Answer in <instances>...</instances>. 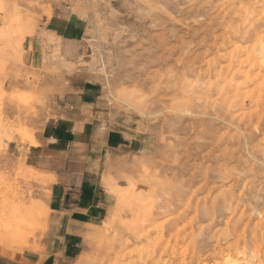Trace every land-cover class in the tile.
<instances>
[{
  "label": "rangeland",
  "instance_id": "374dc122",
  "mask_svg": "<svg viewBox=\"0 0 264 264\" xmlns=\"http://www.w3.org/2000/svg\"><path fill=\"white\" fill-rule=\"evenodd\" d=\"M60 8L75 43L43 30ZM257 41L264 0H0V255L39 251L48 224L54 181L24 126L69 117L85 83L96 140L134 143L101 161L104 217L76 264H264V67L233 70Z\"/></svg>",
  "mask_w": 264,
  "mask_h": 264
},
{
  "label": "crops",
  "instance_id": "0c3cea01",
  "mask_svg": "<svg viewBox=\"0 0 264 264\" xmlns=\"http://www.w3.org/2000/svg\"><path fill=\"white\" fill-rule=\"evenodd\" d=\"M43 30L62 43L72 44L82 38L83 26L76 15L60 8L44 20ZM90 92L85 83L80 85L69 117L49 116L37 127L24 126L33 141L26 162L54 181L46 199L48 224L39 251L13 252L12 257L1 254L0 264H76L82 251V233L104 217L105 190L98 180L101 161L105 153L125 151L134 142L118 129H109L96 140L93 121H84L82 115L84 100L91 101ZM120 159L126 157L114 153L107 157V165Z\"/></svg>",
  "mask_w": 264,
  "mask_h": 264
},
{
  "label": "bare ground",
  "instance_id": "6f19581e",
  "mask_svg": "<svg viewBox=\"0 0 264 264\" xmlns=\"http://www.w3.org/2000/svg\"><path fill=\"white\" fill-rule=\"evenodd\" d=\"M244 10V9H243ZM249 14V13H248ZM253 14V13H252ZM254 21V20H253ZM236 46V45H235ZM247 50H249V49H247ZM246 51V50H245ZM251 52H250V56L248 55V54H246V56H248L249 58L251 57L252 59H248V60H246V58L244 59V62L246 61V63H247V69L246 70H244V69H240V68H242L243 67V62H242V60L241 59H243V58H241L240 59V61L238 62V68L236 69V68H234L233 70L234 71H236L237 73H240V74H242V75H244V77L245 78H247L248 77V75H249V73H250V71H251V69H253V68H255V66H256V68H260L261 66H262V68L264 67V43L262 42V41H257L256 42V44H253L252 45V47H251V50H250ZM250 62H252L251 64H249ZM245 63V64H246ZM244 64V65H245ZM242 65V66H241ZM237 66V65H236ZM255 68V69H256ZM236 69V70H235ZM254 69V70H255ZM253 71V70H252ZM256 71H258V70H256ZM259 72V71H258ZM258 72H256L257 74V76H258ZM263 72H264V70H263ZM262 72V73H263ZM220 75V74H219ZM256 75H255V77H256ZM259 76H262L261 78L262 79H264V74L262 75H259ZM220 77V76H219ZM257 78V77H256ZM241 83V82H240ZM258 84H260V83H258ZM230 85V84H229ZM245 93V92H244ZM246 94H248L247 92H246ZM249 126V125H248ZM242 211V210H241ZM3 245H1L0 244V253H4L5 252V250H4V248L5 247H2ZM125 248H121L120 250H119V252L120 251H123ZM126 254V253H125ZM137 254V253H136ZM245 254L246 253H244V252H241V254L239 255L240 256V258H241V264H247V260H246V257L247 256H245ZM252 255V254H251ZM126 256V255H125ZM130 256V255H129ZM236 256V255H235ZM234 256V257H235ZM234 257H232V255H227L224 259H223V261H222V263H218V264H239L238 263V259L237 258H234ZM249 257H251L250 255H249ZM161 259V258H160ZM251 259H253L252 257H251ZM138 262H137V264H142V263H140V258H139V260L138 259H136ZM141 261H143L142 259H141ZM146 261V260H145ZM160 261V260H159ZM152 262V261H151ZM164 262H165V260H164ZM164 262H161V263H164ZM248 262H250V261H248ZM144 263V262H143ZM146 263V262H145ZM153 263V262H152ZM160 263V264H161ZM167 263H168V261H167ZM159 264V263H158ZM187 264H189V263H187ZM192 264V263H191ZM195 264H202L201 263V261L200 262H196ZM204 264V263H203ZM215 264V263H214Z\"/></svg>",
  "mask_w": 264,
  "mask_h": 264
}]
</instances>
